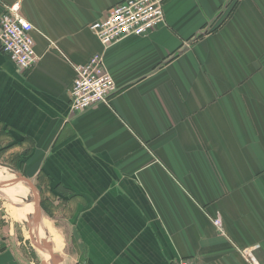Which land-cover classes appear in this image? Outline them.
Wrapping results in <instances>:
<instances>
[{
    "label": "crops",
    "instance_id": "0c3cea01",
    "mask_svg": "<svg viewBox=\"0 0 264 264\" xmlns=\"http://www.w3.org/2000/svg\"><path fill=\"white\" fill-rule=\"evenodd\" d=\"M123 1L0 0L39 57L22 72L0 46V146L86 264H264V0H166L162 25L104 47L91 26ZM96 54L116 92L75 114ZM0 264L35 263L2 244Z\"/></svg>",
    "mask_w": 264,
    "mask_h": 264
},
{
    "label": "built area",
    "instance_id": "2783aa9c",
    "mask_svg": "<svg viewBox=\"0 0 264 264\" xmlns=\"http://www.w3.org/2000/svg\"><path fill=\"white\" fill-rule=\"evenodd\" d=\"M166 0H124L113 6L96 21L91 30L104 47L128 36H145L165 22ZM34 26L20 14L17 3L0 16V46L2 51L22 71L32 69L39 57L35 52ZM116 92V84L104 57L100 54L84 65L75 67L71 89V108L75 114L107 104ZM221 226L220 220L215 221ZM179 264H198L185 260Z\"/></svg>",
    "mask_w": 264,
    "mask_h": 264
},
{
    "label": "rangeland",
    "instance_id": "374dc122",
    "mask_svg": "<svg viewBox=\"0 0 264 264\" xmlns=\"http://www.w3.org/2000/svg\"><path fill=\"white\" fill-rule=\"evenodd\" d=\"M10 148L11 147L9 146H0V168L5 170L3 172L4 177L0 180V183L3 182L4 178L8 179L12 176L16 178V172H20L24 176H26L23 170L25 164L24 162L21 163L19 161L20 158L17 155V150L13 151L15 152L13 153L14 156L6 153V151H8ZM21 186L28 189L29 193L14 200L8 199L3 195L2 192H0V246L2 244L9 245L12 250L23 252L26 259L29 258L30 260H33V263L35 264H42V262L45 261L43 255H45L44 253L46 252L36 248L30 239V222L28 218L30 216H33V214H27L24 219L22 218L19 220L15 219L11 214L12 207L20 208L21 205H28L30 203H33L34 201V196L27 184L16 183L11 187L19 188ZM43 209L44 211H42L43 213L41 223L46 219V221H48L54 229L53 234L47 232L45 233L44 238L52 243L54 251L64 259V262L62 264H86L84 259L80 257V246L75 241L74 235L69 231H67L66 234H63V227H61L60 224H57L56 226L55 224H53L51 219H49V206H43ZM57 237L62 239L61 248L57 246ZM49 260L51 263L50 256Z\"/></svg>",
    "mask_w": 264,
    "mask_h": 264
},
{
    "label": "water",
    "instance_id": "95a60500",
    "mask_svg": "<svg viewBox=\"0 0 264 264\" xmlns=\"http://www.w3.org/2000/svg\"><path fill=\"white\" fill-rule=\"evenodd\" d=\"M16 183L27 184L34 196V201H33L34 212H33V216L29 217V221L31 220L33 222V228L35 230L38 228V231H36L35 235H33L32 226L29 225L31 232V241L33 245L38 249L48 252L51 258V264H62L64 262V259L54 251L52 243L48 241L46 238L40 237L39 228L42 221V206H41L42 197L40 196L38 189L36 188L33 180L24 176L20 172H16V178L5 180L2 183H0V190L3 189L6 185H13ZM42 264H48V263L46 261H43Z\"/></svg>",
    "mask_w": 264,
    "mask_h": 264
},
{
    "label": "bare ground",
    "instance_id": "6f19581e",
    "mask_svg": "<svg viewBox=\"0 0 264 264\" xmlns=\"http://www.w3.org/2000/svg\"><path fill=\"white\" fill-rule=\"evenodd\" d=\"M4 171L5 170H3V169L0 168V180L4 177L3 176V172ZM14 178H15L14 176H12L11 178H8V179H5L4 178L3 181L9 180V179H14ZM11 186L12 185H6L3 189L0 190V192H2L3 195L6 196L8 199L14 200V199H16L18 197L25 196V195H27L29 193V190L26 189L23 186H21L19 188H15V187L12 188ZM33 212H34V202L33 203H30L28 205L27 204L26 205L25 204L24 205H21L20 208H14V207H12V210H11L12 216L15 219H17V220L22 219V218L24 219V217H26L27 214H31V213L33 214ZM29 222H30L29 225L32 226V232L35 235V232L38 231V228L35 230L33 228V222L31 220ZM39 231H40V237H42V238H44V235L47 232H50L52 234L54 233L53 227L51 226V224L48 221H46V219H45L44 222H42L40 224ZM58 237L56 238L57 246L59 248H61L62 239L61 238H58ZM44 252H46V251H44ZM44 254H45V255H43L44 256V260L48 264H51L50 263V260H49V254H48V252H46Z\"/></svg>",
    "mask_w": 264,
    "mask_h": 264
}]
</instances>
